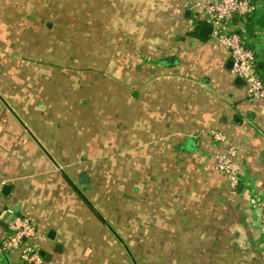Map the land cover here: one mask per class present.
<instances>
[{"label":"crops","instance_id":"0c3cea01","mask_svg":"<svg viewBox=\"0 0 264 264\" xmlns=\"http://www.w3.org/2000/svg\"><path fill=\"white\" fill-rule=\"evenodd\" d=\"M252 1L231 28L264 72ZM203 26L199 0H0V264H22L1 246L14 214L40 264H264V99Z\"/></svg>","mask_w":264,"mask_h":264},{"label":"built area","instance_id":"2783aa9c","mask_svg":"<svg viewBox=\"0 0 264 264\" xmlns=\"http://www.w3.org/2000/svg\"><path fill=\"white\" fill-rule=\"evenodd\" d=\"M204 13L211 22V37L226 48L231 55L232 73L241 78L247 85L249 98L264 99V79L256 74L257 57L253 49L248 48L238 32L230 31L228 26L237 16L253 15L256 5L252 0H199ZM216 140H224V135L218 131L212 134ZM235 149L227 147L217 156V168L226 174L227 183L231 191H235L239 184L240 165L235 161ZM249 203L260 211L261 229L264 235V197L253 196ZM12 213L7 208L4 214ZM9 235L1 244L2 249H21L22 264H40L42 262L39 250L31 245L30 240L36 234L33 220L26 215H13L9 221ZM264 254V251H263Z\"/></svg>","mask_w":264,"mask_h":264},{"label":"rangeland","instance_id":"374dc122","mask_svg":"<svg viewBox=\"0 0 264 264\" xmlns=\"http://www.w3.org/2000/svg\"><path fill=\"white\" fill-rule=\"evenodd\" d=\"M62 53H64V52H62ZM29 55H32V54H29ZM84 55L85 54H82L81 57H79L77 55L76 59H78V61L75 60L76 62L75 61H72V62L69 61V62L62 63V62H59V61H61L64 58L59 56V54H53V55H51V54H43V61L46 62V63H49V64H54L56 62H59L61 64H100V53L99 52L94 53L91 56L92 57L91 60H90L89 57L85 58ZM26 73L35 74L36 72H34L32 69H28Z\"/></svg>","mask_w":264,"mask_h":264},{"label":"trees","instance_id":"16d2710c","mask_svg":"<svg viewBox=\"0 0 264 264\" xmlns=\"http://www.w3.org/2000/svg\"><path fill=\"white\" fill-rule=\"evenodd\" d=\"M252 17H253V15H246V16H241V15H237V16H235L233 19H232V24H230L229 26H228V29L230 30V31H233V29L231 28L232 27V25H234L235 23H236V21L237 20H245L246 22H248L247 23V25L249 24V22L250 21H252ZM234 32H236V31H234ZM239 35L241 36V38L243 39V41H244V43L246 44V46L248 47V48H250V46L247 44V42L244 40V38L242 37V35L239 33ZM252 49V48H251ZM256 74L258 75V76H260L262 79H264V72H263V70L260 68V65L258 64V62H256ZM9 232L10 231H8V235H9ZM8 235H7V237H8ZM7 237L5 238V239H7ZM2 243H3V241H2ZM1 243V244H2Z\"/></svg>","mask_w":264,"mask_h":264},{"label":"water","instance_id":"95a60500","mask_svg":"<svg viewBox=\"0 0 264 264\" xmlns=\"http://www.w3.org/2000/svg\"><path fill=\"white\" fill-rule=\"evenodd\" d=\"M210 30H211V27H210V26H203V27H202V34H201V35H202L203 37H206V36L209 34ZM86 177H87V174H83V176H82V180L85 181V180H86ZM6 189H8V187L5 188V191H6ZM2 251H3V249H2ZM3 252H4V251H3Z\"/></svg>","mask_w":264,"mask_h":264}]
</instances>
